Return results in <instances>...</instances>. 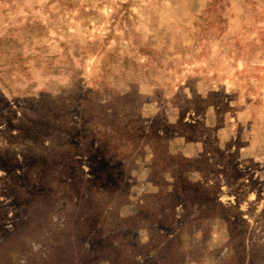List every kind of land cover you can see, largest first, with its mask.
<instances>
[{
    "label": "rangeland",
    "instance_id": "1",
    "mask_svg": "<svg viewBox=\"0 0 264 264\" xmlns=\"http://www.w3.org/2000/svg\"><path fill=\"white\" fill-rule=\"evenodd\" d=\"M0 264H264V0H0Z\"/></svg>",
    "mask_w": 264,
    "mask_h": 264
}]
</instances>
